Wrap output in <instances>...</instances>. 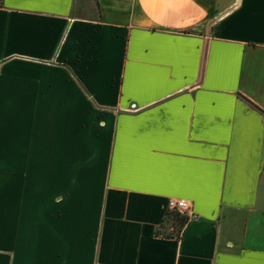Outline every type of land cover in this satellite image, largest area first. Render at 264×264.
<instances>
[{
  "label": "crops",
  "instance_id": "1",
  "mask_svg": "<svg viewBox=\"0 0 264 264\" xmlns=\"http://www.w3.org/2000/svg\"><path fill=\"white\" fill-rule=\"evenodd\" d=\"M0 264H264V0H0Z\"/></svg>",
  "mask_w": 264,
  "mask_h": 264
},
{
  "label": "built area",
  "instance_id": "2",
  "mask_svg": "<svg viewBox=\"0 0 264 264\" xmlns=\"http://www.w3.org/2000/svg\"><path fill=\"white\" fill-rule=\"evenodd\" d=\"M168 209L170 212H178L184 218L191 220L196 218L190 202L184 199L171 198L168 201Z\"/></svg>",
  "mask_w": 264,
  "mask_h": 264
},
{
  "label": "trees",
  "instance_id": "3",
  "mask_svg": "<svg viewBox=\"0 0 264 264\" xmlns=\"http://www.w3.org/2000/svg\"><path fill=\"white\" fill-rule=\"evenodd\" d=\"M175 214V219L178 222V225H180L181 228H183L186 224V218L180 215L178 212H174Z\"/></svg>",
  "mask_w": 264,
  "mask_h": 264
}]
</instances>
